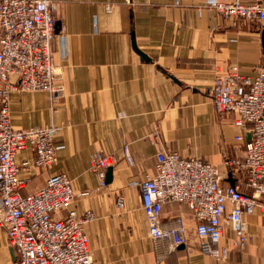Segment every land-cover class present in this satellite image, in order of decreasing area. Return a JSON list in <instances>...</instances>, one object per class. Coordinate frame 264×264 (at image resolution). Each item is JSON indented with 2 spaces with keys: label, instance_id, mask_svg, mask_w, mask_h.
I'll return each instance as SVG.
<instances>
[{
  "label": "crops",
  "instance_id": "obj_1",
  "mask_svg": "<svg viewBox=\"0 0 264 264\" xmlns=\"http://www.w3.org/2000/svg\"><path fill=\"white\" fill-rule=\"evenodd\" d=\"M50 1L51 48L64 94L52 101L44 91L13 90L9 114L14 129H58L56 162L38 169L33 149H21L20 194L44 187L51 174H66L75 193L70 209L93 216L84 225L93 264H264L262 207L243 217L251 236L245 246L227 227L209 255L184 204L162 205L161 226L171 233L156 240L141 207V183L155 175L160 150L198 157L225 175L226 161L244 155L235 137L245 142L248 135L232 114L215 111L209 93L216 73L232 64L256 76L264 65V25L224 19L207 0ZM96 151L114 158L104 187L89 171ZM15 262L0 228V264Z\"/></svg>",
  "mask_w": 264,
  "mask_h": 264
},
{
  "label": "built area",
  "instance_id": "obj_2",
  "mask_svg": "<svg viewBox=\"0 0 264 264\" xmlns=\"http://www.w3.org/2000/svg\"><path fill=\"white\" fill-rule=\"evenodd\" d=\"M207 2L224 19L264 25V0ZM54 10L50 0H0V228L16 254L15 264H93L84 230L93 216L70 209L75 193L66 174H51L44 187L28 196L19 192L22 182L15 157L21 149L26 145L33 149L38 169L46 170L56 162L58 129H14L9 114L13 90L44 91L52 101L64 94L62 72L51 48ZM209 95L215 111L232 114L234 125L248 135L245 142L242 135L235 137L243 143L244 155L225 163L233 182H226L227 175L218 166L198 157L160 150L155 175L141 183L149 237L170 236L169 229L161 226L162 205L178 202L192 212L195 238L208 255L227 227L235 243L245 246L251 236L243 217L264 208V65L254 77L242 74L237 65L228 66L216 73ZM113 162L112 155L101 151L92 157L89 171L102 187ZM122 204L118 198L117 206Z\"/></svg>",
  "mask_w": 264,
  "mask_h": 264
},
{
  "label": "water",
  "instance_id": "obj_3",
  "mask_svg": "<svg viewBox=\"0 0 264 264\" xmlns=\"http://www.w3.org/2000/svg\"><path fill=\"white\" fill-rule=\"evenodd\" d=\"M261 44L262 47L264 48V28L261 31ZM111 175V168L109 167L106 172V179H109Z\"/></svg>",
  "mask_w": 264,
  "mask_h": 264
}]
</instances>
